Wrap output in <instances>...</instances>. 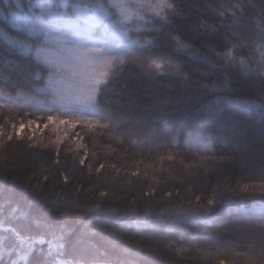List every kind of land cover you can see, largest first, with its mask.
Returning a JSON list of instances; mask_svg holds the SVG:
<instances>
[{
	"label": "snow or ice",
	"instance_id": "6c2138e0",
	"mask_svg": "<svg viewBox=\"0 0 264 264\" xmlns=\"http://www.w3.org/2000/svg\"><path fill=\"white\" fill-rule=\"evenodd\" d=\"M0 264H264V0H0Z\"/></svg>",
	"mask_w": 264,
	"mask_h": 264
}]
</instances>
